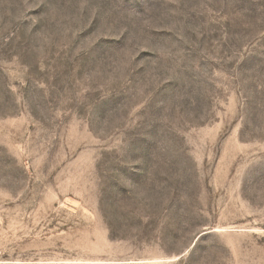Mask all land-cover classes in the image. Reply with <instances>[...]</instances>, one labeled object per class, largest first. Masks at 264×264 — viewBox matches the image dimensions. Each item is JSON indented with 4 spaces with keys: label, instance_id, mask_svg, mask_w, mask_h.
<instances>
[{
    "label": "rangeland",
    "instance_id": "1",
    "mask_svg": "<svg viewBox=\"0 0 264 264\" xmlns=\"http://www.w3.org/2000/svg\"><path fill=\"white\" fill-rule=\"evenodd\" d=\"M0 264H264V0H0Z\"/></svg>",
    "mask_w": 264,
    "mask_h": 264
}]
</instances>
